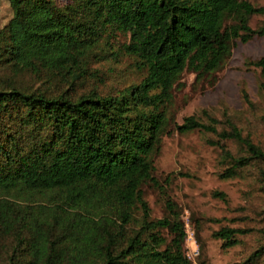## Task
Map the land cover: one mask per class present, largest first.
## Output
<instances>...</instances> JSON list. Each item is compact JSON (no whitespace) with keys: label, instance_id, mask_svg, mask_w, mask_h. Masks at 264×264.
Instances as JSON below:
<instances>
[{"label":"trees","instance_id":"trees-1","mask_svg":"<svg viewBox=\"0 0 264 264\" xmlns=\"http://www.w3.org/2000/svg\"><path fill=\"white\" fill-rule=\"evenodd\" d=\"M7 1L12 16L0 32L1 61L78 79L88 73L86 59L102 35L122 31L129 33L124 51L145 70L138 83L115 95L91 90L73 99L65 92L51 97L42 91L0 89V233L11 234L21 247L9 264H16L21 253L29 255L25 264H191L182 250V225L166 217L149 219L140 185L156 183L150 157L161 136L171 132L167 111L181 74L190 71L196 80L213 77L237 41L264 36V23L257 28L248 24L252 15L264 17V4L69 0L60 6L56 0ZM245 65L259 68L264 77V56ZM241 94L250 105L245 89ZM13 121L18 129L11 130ZM226 122L228 129L218 130L216 118L209 116L205 123L189 115L174 125L180 133L217 135L210 143L232 160L220 174L224 178L252 160H264V149ZM223 140L239 142L246 155L231 157L220 144ZM14 192L47 196L48 201L34 213L31 206L7 199ZM213 196L225 199L221 191ZM136 203L143 209L140 227L122 242ZM157 228L173 234L163 248L162 238L152 232ZM252 231L224 226L213 237L231 247L238 243L237 235ZM261 253L264 245L245 260L226 264H256Z\"/></svg>","mask_w":264,"mask_h":264},{"label":"rangeland","instance_id":"rangeland-1","mask_svg":"<svg viewBox=\"0 0 264 264\" xmlns=\"http://www.w3.org/2000/svg\"><path fill=\"white\" fill-rule=\"evenodd\" d=\"M247 1L254 6L264 4V0ZM56 2L63 6L69 0ZM11 16L9 2L0 0V32L5 30ZM263 23L261 15L248 19L252 28ZM127 43L129 33L106 31L86 59L88 73L78 79H71L62 71L19 68L0 60V89L16 88L25 93L42 91L51 97L65 92L73 99L91 90L100 95H115L138 83L145 75L137 58L124 51ZM262 56L264 36H254L246 43L237 41L230 57L213 77L196 80L194 73L185 70L172 90L167 111L171 132L161 136L158 150L150 157L151 176L156 183L145 181L140 190L149 219L166 217L182 225L185 231L182 250L191 264L241 262L264 245V177L261 174L264 160H252L237 169L233 177H221L232 160L224 156L219 146L210 143L218 139L217 135L201 130L180 133L174 128L189 115L205 123L209 116L216 118L218 130L228 129V119L244 136L264 149V77L259 68L245 65V61ZM242 88L248 94L250 105L242 97ZM10 127L15 130L19 125L13 121ZM220 144L231 157L246 155L244 146L235 140H223ZM214 191L223 192L225 199L213 196ZM6 197L21 206H31L34 213L41 211L39 204L48 201L47 196L20 192ZM142 217L143 209L136 203L131 221L124 227L122 242L139 229ZM224 226L253 228V231L237 235L236 245L224 247L221 239L213 237V233ZM152 232L162 238L161 248L173 237L168 228ZM28 234L24 231V235ZM20 248L14 236L0 233V264H9L14 250L18 253ZM29 259L28 254L21 253L16 264H25ZM256 264H264V253L256 258Z\"/></svg>","mask_w":264,"mask_h":264}]
</instances>
